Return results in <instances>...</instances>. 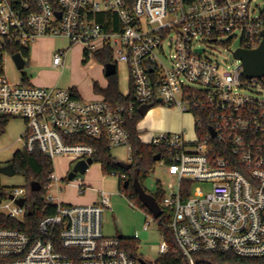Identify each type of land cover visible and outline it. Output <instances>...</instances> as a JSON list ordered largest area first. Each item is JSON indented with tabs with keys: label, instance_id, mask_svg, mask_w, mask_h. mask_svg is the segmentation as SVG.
<instances>
[{
	"label": "built area",
	"instance_id": "1",
	"mask_svg": "<svg viewBox=\"0 0 264 264\" xmlns=\"http://www.w3.org/2000/svg\"><path fill=\"white\" fill-rule=\"evenodd\" d=\"M260 1L0 0V118L24 121L18 152L39 150L54 164L44 188L49 214L36 233L26 230L32 213L28 185H0V264H156L171 251L189 264H196L200 253L264 257V96L253 95L264 92V76L247 77L234 56L264 41ZM54 37L65 38L69 46L54 54L53 66L64 67L75 45L83 48L86 64L98 54L110 55L117 73L120 64L128 69L129 88L121 93L131 98L86 100L73 88L37 87L27 77L10 83L4 56L13 59V50L29 51L35 42ZM213 44L233 58L231 70L207 55ZM152 105L191 114L194 138L183 130L146 140L147 131L137 124L141 142L161 149L158 163L171 178L160 207L175 247L160 232L157 259L150 261L130 255L118 237L104 235L103 214L112 194L96 190L94 203L76 206L56 202L54 193L62 191L60 181L73 184L68 172L65 179L56 173L58 158L76 164L97 154L76 137L104 138L111 150L126 148L131 162L128 126L142 107ZM126 179L121 174V181ZM79 188L85 193L88 186L81 182ZM141 211L147 217L144 229L156 224L160 230L162 216L156 219L145 207Z\"/></svg>",
	"mask_w": 264,
	"mask_h": 264
},
{
	"label": "rangeland",
	"instance_id": "2",
	"mask_svg": "<svg viewBox=\"0 0 264 264\" xmlns=\"http://www.w3.org/2000/svg\"><path fill=\"white\" fill-rule=\"evenodd\" d=\"M261 4H264L260 1ZM69 43L65 38L54 37L41 39L30 47L29 57L26 58V66L21 71L18 70L10 54L4 56V72L9 82L12 84L20 83L25 75L32 85L37 87H54L68 90L77 89L81 97L86 100H93L99 96L94 92V83L106 86L107 78L104 73V66L98 61L93 60L89 64L83 63V48L80 45L71 47L68 51L64 67L53 66V56L56 52L68 48ZM238 47V41L232 48ZM207 55L217 59L226 69L231 70L233 67V58L225 51V47L213 44L208 46ZM128 69L125 65L120 64L118 67V78L120 91L125 94L128 91ZM255 97H263L264 92L255 91ZM160 108H165L169 112H158ZM151 113L139 122L141 131L146 130L144 138L149 140L154 134L161 133H178L185 130L188 139L194 138V120L191 114H184L178 109L164 106H155ZM170 126L164 128V126ZM176 128V129H174ZM25 130V123L21 119H12L5 129V133L0 136V167L11 163L16 152L21 151L23 142L19 141ZM112 155L117 162H129L130 156L126 148H113ZM75 166L71 164L66 157L58 158L55 162V171L60 178L65 179V173L71 172ZM104 176V178H103ZM170 176L166 173L165 168L159 163L150 173L147 180L142 186L149 194L157 192L159 184L163 189H167L170 183ZM83 181V182H82ZM121 175H104L99 164L94 163L84 175H78L77 179L71 183H83L97 190H104L112 194L110 210L103 214V233L108 238H117L122 235L124 238L136 239L139 242L137 255L153 261L157 259L156 249L162 243V235L156 224H153L148 230H145L147 217L141 211L140 206L130 201L119 191ZM0 185L9 187H21L28 185L26 179L16 174L7 176L0 173ZM57 187V186H56ZM58 187L62 189L58 194L54 193L56 202L62 201L69 205H85L86 201L96 198V192L86 190L81 195L77 191V186L68 185V181H60ZM28 207H31L28 204ZM166 217V216H165Z\"/></svg>",
	"mask_w": 264,
	"mask_h": 264
},
{
	"label": "trees",
	"instance_id": "3",
	"mask_svg": "<svg viewBox=\"0 0 264 264\" xmlns=\"http://www.w3.org/2000/svg\"><path fill=\"white\" fill-rule=\"evenodd\" d=\"M30 51L13 50L12 53H21L24 57H29ZM97 61L102 65H108L113 62L110 55H97ZM86 64V62H83ZM26 80V76H23ZM108 85L106 88H102L98 83H94L93 89L96 94L104 96L107 100L116 102L128 101L132 94L124 98L120 88H119V78L118 73L108 78ZM76 92L77 90L73 88ZM142 120V116L137 115L135 120L131 122L128 126V130L132 141V155L131 163L133 168L129 171L123 170L118 166L117 160L112 155V150L108 147V144L104 138L99 140L89 138V137H76L74 140L78 142H84L92 145L96 148L97 154L93 159L94 163L101 165V170L104 175H110L111 173H116L118 175L124 174L127 177V181L130 182L128 187L123 186V182L120 181L119 191L121 194L125 195L130 201L135 202L140 206V209H144V206L139 199L137 192L133 186L135 175L138 174V179L142 183L147 180L150 173L154 170L158 162L155 158L161 153V149L155 148L148 144H143L140 140V134L137 130V124ZM9 119L0 118V136L5 133V129L9 124ZM11 163L15 167V171L18 175L23 176L28 184V203L31 205L32 213L27 215L26 221L28 228L26 229L30 233L37 232V226L40 220H42L47 214L44 212V188L50 182V177L54 173V164L51 159L43 155L39 150H36L33 154H27L22 152H16L13 156ZM31 182H39L42 186L40 192H33L30 189ZM159 205L162 204L164 198V190L159 184L156 193L152 194ZM53 209L50 213H53ZM161 226L160 232L166 237L171 248L174 246V238L172 231L167 227L169 219L164 216L160 218ZM25 230V229H24ZM122 247L130 254L135 256L138 251L139 242L132 238H122ZM156 264H189L188 260L181 256L180 254L173 253L171 251L169 254L161 256L156 261ZM196 264H264V257L245 259L237 257L233 254H219V253H200L196 255Z\"/></svg>",
	"mask_w": 264,
	"mask_h": 264
},
{
	"label": "water",
	"instance_id": "4",
	"mask_svg": "<svg viewBox=\"0 0 264 264\" xmlns=\"http://www.w3.org/2000/svg\"><path fill=\"white\" fill-rule=\"evenodd\" d=\"M60 15V14H59ZM264 35V34H263ZM235 58L241 60L244 65L246 76L249 78L254 77H262L264 76V41L261 46L253 51H247L244 49H239L234 54ZM13 61L15 62L18 70H23L25 68V61L23 59L22 54L17 53L13 56ZM105 77L111 78L117 74V67L113 64L106 65L104 70ZM154 108L152 106H144L140 109V115L145 117L149 111ZM155 161H160V154H158L155 158ZM93 161H79L75 164L73 170L68 173V180L74 181L77 179L78 175H84L90 168ZM118 166L126 171H129L133 168L131 162H118ZM0 173L7 175V176H14L15 175V167L14 165L8 164L6 166L0 167ZM129 182L126 181L124 183V187H128ZM133 186L135 191L137 192L139 199L141 200L143 206L157 219L162 216V209L156 199L144 189L141 185L138 174L135 175ZM30 189L33 192H40L42 186L39 182H31ZM20 205L24 204V200L19 202ZM119 239H122L123 236L119 235Z\"/></svg>",
	"mask_w": 264,
	"mask_h": 264
},
{
	"label": "crops",
	"instance_id": "5",
	"mask_svg": "<svg viewBox=\"0 0 264 264\" xmlns=\"http://www.w3.org/2000/svg\"><path fill=\"white\" fill-rule=\"evenodd\" d=\"M99 84V83H98ZM107 85H108V80H107V82H106V86H101L100 84H99V86L100 87H102V88H106L107 87ZM77 90V89H76ZM77 92L79 93V95L81 96V93L77 90ZM98 96H100L99 94H97ZM158 112H161V113H164V112H169L167 109H165V108H160L159 110H158ZM151 113V111L148 113V114H150ZM147 114V115H148ZM146 115V116H147ZM183 116H184V114H182V118H183ZM170 126H172L171 125V123H170V125L168 124V126H164V128H169ZM173 127V126H172ZM174 129H176V128H174ZM183 131V130H182ZM181 132V131H180ZM99 166H100V168H101V165L99 164ZM103 178H104V176H103ZM83 182V181H82ZM73 185L74 186H77V191H78V193L79 194H81V195H83V194H85V193H80V188H79V184H77V183H73ZM87 186V185H86ZM87 190L89 191V190H91V191H95L96 192V198L95 199H93V200H88V201H86L85 203V205H87V204H92V203H94L96 200H97V189H94L93 187H91V186H88V188H87ZM86 192V191H85Z\"/></svg>",
	"mask_w": 264,
	"mask_h": 264
},
{
	"label": "flooded vegetation",
	"instance_id": "6",
	"mask_svg": "<svg viewBox=\"0 0 264 264\" xmlns=\"http://www.w3.org/2000/svg\"><path fill=\"white\" fill-rule=\"evenodd\" d=\"M9 164H10V163H9ZM126 181H127V179H126L123 183H125ZM129 185H130V182H129ZM129 185H128V186H129ZM123 186H124V184H123Z\"/></svg>",
	"mask_w": 264,
	"mask_h": 264
}]
</instances>
